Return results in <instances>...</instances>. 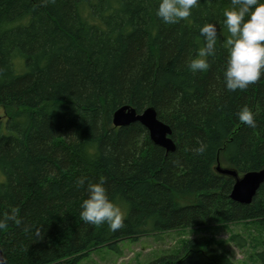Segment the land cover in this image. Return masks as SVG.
I'll return each instance as SVG.
<instances>
[{"label": "trees", "instance_id": "16d2710c", "mask_svg": "<svg viewBox=\"0 0 264 264\" xmlns=\"http://www.w3.org/2000/svg\"><path fill=\"white\" fill-rule=\"evenodd\" d=\"M159 0H0V249L5 264H79L90 250L157 233L264 220V181L249 205L230 199L234 178L264 170V75L245 90L224 83L231 0H199L166 24ZM247 19V17H246ZM217 29L209 69L187 62ZM128 106L153 108L173 152L139 123L114 127ZM247 106L255 127L237 113ZM204 146L203 152L196 150ZM124 213L123 227L80 217L89 183ZM83 178L84 185L77 181ZM262 251L256 254L264 264ZM151 264H233L210 241L192 239Z\"/></svg>", "mask_w": 264, "mask_h": 264}, {"label": "clouds", "instance_id": "9594fccd", "mask_svg": "<svg viewBox=\"0 0 264 264\" xmlns=\"http://www.w3.org/2000/svg\"><path fill=\"white\" fill-rule=\"evenodd\" d=\"M198 3L199 0H159L155 14L161 22L175 24L190 17ZM231 4L232 7L223 13V24L230 34L225 42L228 57L224 83L228 91L236 92L247 89L264 75V0H231ZM199 34L204 46L187 62L188 69L194 74L209 69L207 57L215 54L218 38L216 26L210 23L200 27ZM236 115L242 124L255 127L254 115L247 106ZM204 150L202 145L196 151ZM84 183L83 178L77 181L78 186ZM80 207V217L86 223L107 224L113 232L123 227L124 213L109 199L103 177L99 183L88 184L87 198ZM7 219H0V229L7 226Z\"/></svg>", "mask_w": 264, "mask_h": 264}, {"label": "rangeland", "instance_id": "374dc122", "mask_svg": "<svg viewBox=\"0 0 264 264\" xmlns=\"http://www.w3.org/2000/svg\"><path fill=\"white\" fill-rule=\"evenodd\" d=\"M0 117V135H6L9 131L1 107ZM192 239L210 241L211 248L226 253L233 264H259L256 254L263 249L264 220L180 229L144 236L135 242L126 240L119 244L120 252L99 247L90 250L79 264H151L177 255L184 243Z\"/></svg>", "mask_w": 264, "mask_h": 264}, {"label": "water", "instance_id": "95a60500", "mask_svg": "<svg viewBox=\"0 0 264 264\" xmlns=\"http://www.w3.org/2000/svg\"><path fill=\"white\" fill-rule=\"evenodd\" d=\"M133 123H139L147 130L149 139L154 145L165 149L167 152L175 150V144L170 138V127L157 118L153 108H148L138 114L133 108L124 106L112 115L114 127H127ZM215 169L218 174L231 176L235 179L229 197L232 201L242 205H249L252 202L264 181V170L249 172L239 177L236 172L222 168L219 164ZM0 264H5L1 249Z\"/></svg>", "mask_w": 264, "mask_h": 264}]
</instances>
